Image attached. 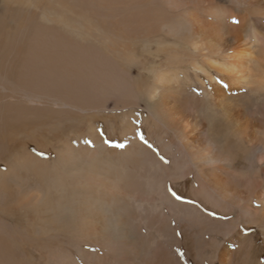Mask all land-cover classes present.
Returning a JSON list of instances; mask_svg holds the SVG:
<instances>
[{
	"label": "bare ground",
	"instance_id": "6f19581e",
	"mask_svg": "<svg viewBox=\"0 0 264 264\" xmlns=\"http://www.w3.org/2000/svg\"><path fill=\"white\" fill-rule=\"evenodd\" d=\"M169 237L264 264V0H0V264Z\"/></svg>",
	"mask_w": 264,
	"mask_h": 264
},
{
	"label": "rangeland",
	"instance_id": "374dc122",
	"mask_svg": "<svg viewBox=\"0 0 264 264\" xmlns=\"http://www.w3.org/2000/svg\"><path fill=\"white\" fill-rule=\"evenodd\" d=\"M115 135V136H114ZM114 137L110 136L111 140H114L116 143H119L121 144V138L119 136V133L118 135L116 134H113ZM165 215V219L162 218V216H159V215H155V217L157 218V222L161 225H164L165 227L166 226V222L167 220L170 218L168 215L169 213L165 212L164 213ZM168 216V217H167ZM166 220V221H165ZM172 225V228L175 227V223H171ZM174 225V226H173ZM157 240L159 241L160 245L163 247L162 248V252H165L167 253L170 258H171V264H187L184 262V251L181 249L180 245H179V241L176 239V238H173V237H169L167 239H164V238H157ZM178 244V245H176ZM178 246V247H177ZM199 250H201V248H199ZM183 251V252H182ZM197 252H199L198 250H196ZM202 252V250H201ZM73 254V252H71ZM176 253V254H175ZM195 253V252H192V254ZM75 254V253H74ZM79 256V255H77ZM182 257V258H181ZM80 264H87L85 260H82L80 262Z\"/></svg>",
	"mask_w": 264,
	"mask_h": 264
},
{
	"label": "snow or ice",
	"instance_id": "6c2138e0",
	"mask_svg": "<svg viewBox=\"0 0 264 264\" xmlns=\"http://www.w3.org/2000/svg\"><path fill=\"white\" fill-rule=\"evenodd\" d=\"M121 147H123V145H120ZM179 198V197H178Z\"/></svg>",
	"mask_w": 264,
	"mask_h": 264
}]
</instances>
